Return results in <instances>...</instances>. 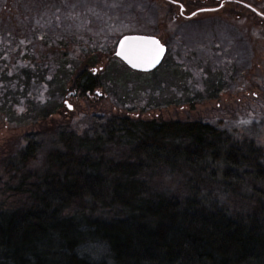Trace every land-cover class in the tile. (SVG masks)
Segmentation results:
<instances>
[{
	"label": "trees",
	"instance_id": "trees-1",
	"mask_svg": "<svg viewBox=\"0 0 264 264\" xmlns=\"http://www.w3.org/2000/svg\"><path fill=\"white\" fill-rule=\"evenodd\" d=\"M28 1L20 10L36 19L69 7ZM13 3L0 0V100L24 97L27 111L36 82L57 111L87 66L74 49L80 33L53 21L25 31L28 17L9 13ZM7 57L22 63L19 74ZM251 112L264 117L262 107ZM140 114L99 110L77 131L64 117L56 149L28 133L0 161V264H264V148L224 121Z\"/></svg>",
	"mask_w": 264,
	"mask_h": 264
},
{
	"label": "rangeland",
	"instance_id": "rangeland-1",
	"mask_svg": "<svg viewBox=\"0 0 264 264\" xmlns=\"http://www.w3.org/2000/svg\"><path fill=\"white\" fill-rule=\"evenodd\" d=\"M162 1L65 0L69 7L65 13L62 12L63 15H60V12L58 13V11H56L54 14L50 13L48 16L36 19L34 17H28L26 11L20 10L19 5L29 3L28 0H22V2L21 0H16V4H12V6L15 5V8L8 12H12L13 15L16 13V15L20 14L28 17L25 18L21 25L18 23L20 22V18H17V21L13 23L15 26H17L16 24L18 23L23 29L24 23L27 27L34 26L33 28L49 29L53 21L54 24L56 23L58 30L68 31L65 24L77 30L89 27V22L96 21L97 19L95 18L101 16H115V19L122 20L123 22V18L127 17V21H133L131 13L134 11H142L144 14L140 16H143L144 19L145 16H148L149 20L152 21L151 23L154 24L152 35H155L160 42L166 44L170 53L164 62L150 73L133 72L126 69L123 65L113 63L112 61L107 64L104 62L97 63L95 65L96 67L102 66L105 69L101 75L103 86L100 90V99L98 101L96 100V103L91 105L78 102L74 104L71 111H67L62 104L57 111H55V109L48 110L46 107L52 102L49 97V92L36 82H31L29 84L27 97H32L33 100L30 101L31 103H35L32 105V108H29L27 111L25 110L27 107V100L24 97L20 98V96H18L15 98L13 96L4 105V100L1 99L0 161L8 158L12 153L22 147L24 137L28 133H35L37 135L43 150L56 149L57 141L54 136V129L62 122H65L63 120L64 117L74 120L75 125L73 127L77 131L89 126L91 123V114L99 110L110 116H124L130 111L140 114L141 109L144 107L155 108L154 106H160V108L148 109V112L140 114V117H153L163 121H224V123H227L229 130L234 129L237 137L253 138L264 148V117L262 115H258L259 119L256 121V119L252 117L253 112H250L249 115H243V113L229 115L222 113L218 114L217 111H219V109L215 106V102L202 100L205 103H201V98L196 107L192 108L191 104H189L190 101L187 100L188 106L181 108L185 97L182 96V83H180L179 28H176V23L172 22L170 29L166 31L163 22V16H166L165 14L169 12L170 14L172 12L175 14L178 8L171 3ZM170 1L178 3L182 0ZM249 1L250 4L255 6L261 13H264V0ZM16 8H18L17 11ZM173 16L174 15H172V17ZM144 19L141 20L145 22ZM255 21V19L251 21L249 29L251 36L258 38L259 41H256L255 45H253V41L251 43L252 48L256 47V53L252 54L251 58L254 59L253 63H258L257 66L253 68L255 69L254 71L259 75H264V37H262L261 34L258 35V32H256L261 29V27L257 25ZM129 28L130 25H127V27H120L119 30L124 32ZM111 32L112 31H110V33ZM6 61L9 63L11 71L19 74L18 71L22 68V63H12L8 57ZM27 66L28 65H26V67ZM263 83L262 77L255 80L252 78L250 85L251 107L257 106V108L262 107L264 109V101L259 99L262 97L261 94H263V91L260 92L264 85ZM254 96L256 98H254ZM232 100L236 99L227 95L221 96L218 100L220 108L223 105H228ZM51 112L54 113L51 114Z\"/></svg>",
	"mask_w": 264,
	"mask_h": 264
},
{
	"label": "flooded vegetation",
	"instance_id": "flooded-vegetation-1",
	"mask_svg": "<svg viewBox=\"0 0 264 264\" xmlns=\"http://www.w3.org/2000/svg\"><path fill=\"white\" fill-rule=\"evenodd\" d=\"M162 2L171 3L178 8L175 14L174 12L165 14L163 22L166 31L170 29L172 22H175L176 28H179L180 83H182V96L185 97L181 108L188 106L187 100L194 108L201 98V103H205L202 100L215 102V106L219 109L218 114L249 115L252 109L251 80L262 77L264 81V75H259L253 69L258 63H253L254 59L251 58V55L256 53V47L252 48L251 43L253 41L255 45L259 39L251 36L249 28L251 21L255 19L256 24L261 27L256 32L264 37V13L251 5L249 0H182L178 3L165 0ZM131 14L133 21H127V17L123 18V22L115 19V16H101L95 18L96 21L89 22V27L77 29L80 36L75 40L74 49H80L78 51L87 66L74 76L76 84L73 82L75 85L69 89L66 88L62 106L67 111H71L74 104L78 102L91 105L100 99V90L103 86L101 75L105 69L95 65L101 62L107 64L110 61L124 65L115 56L117 43L122 37L144 35L157 38L152 35L154 24L148 16H145V19L140 16L144 14L142 11H134ZM127 25H130L128 29L130 31L119 30L120 27H127ZM24 30L27 31V28L25 27ZM33 30L40 32L42 29L33 28ZM54 36L57 39V35ZM67 39L69 40V35ZM160 43L165 47L162 64L170 50L166 44ZM22 44L24 49H27L30 46L29 39L24 38ZM261 91L263 94L259 99L264 101V85ZM223 95L236 100L220 108L218 100Z\"/></svg>",
	"mask_w": 264,
	"mask_h": 264
},
{
	"label": "water",
	"instance_id": "water-1",
	"mask_svg": "<svg viewBox=\"0 0 264 264\" xmlns=\"http://www.w3.org/2000/svg\"><path fill=\"white\" fill-rule=\"evenodd\" d=\"M165 47L151 36L126 35L117 43L115 56L131 71L150 73L159 67Z\"/></svg>",
	"mask_w": 264,
	"mask_h": 264
}]
</instances>
